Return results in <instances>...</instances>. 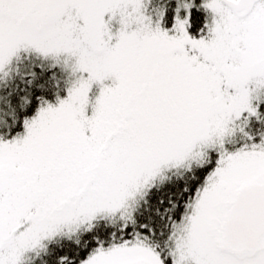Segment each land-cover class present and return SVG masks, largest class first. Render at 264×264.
<instances>
[{
    "label": "snow or ice",
    "instance_id": "obj_1",
    "mask_svg": "<svg viewBox=\"0 0 264 264\" xmlns=\"http://www.w3.org/2000/svg\"><path fill=\"white\" fill-rule=\"evenodd\" d=\"M0 264H264V0H0Z\"/></svg>",
    "mask_w": 264,
    "mask_h": 264
}]
</instances>
